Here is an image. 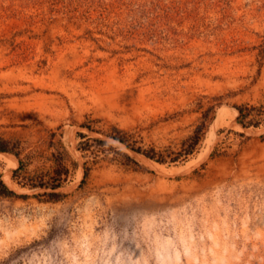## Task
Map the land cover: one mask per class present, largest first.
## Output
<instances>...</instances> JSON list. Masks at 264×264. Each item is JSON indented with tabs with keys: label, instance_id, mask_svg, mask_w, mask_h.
Segmentation results:
<instances>
[{
	"label": "rangeland",
	"instance_id": "obj_1",
	"mask_svg": "<svg viewBox=\"0 0 264 264\" xmlns=\"http://www.w3.org/2000/svg\"><path fill=\"white\" fill-rule=\"evenodd\" d=\"M0 148V264H264V0H0Z\"/></svg>",
	"mask_w": 264,
	"mask_h": 264
},
{
	"label": "bare ground",
	"instance_id": "obj_2",
	"mask_svg": "<svg viewBox=\"0 0 264 264\" xmlns=\"http://www.w3.org/2000/svg\"><path fill=\"white\" fill-rule=\"evenodd\" d=\"M220 110H224V109H220ZM228 111V110H227ZM221 113V112H220ZM220 113L218 114V115H220ZM226 115V114H225ZM228 116V115H227ZM219 118H222V117H219ZM227 119V118H226ZM231 119V118H230ZM217 120V119H216ZM233 122V121H232ZM216 124V123H215ZM221 124V123H220ZM249 131V130H248ZM210 132H212V131H210ZM210 135V134H209ZM208 136V135H207ZM214 136V135H213ZM209 137V136H208ZM210 139V138H209ZM209 142H211V141H209ZM209 142H207V143H209ZM207 145V144H206ZM204 151H205V148H204ZM139 155V154H138ZM202 156V155H201ZM5 158V157H7L6 159L9 161V163L11 164V162H12V159H13V156L12 155H10V157L9 156H7V153H5V152H0V158ZM139 157H141V156H139ZM199 157V156H198ZM141 159H142V161H143V163H145L147 166H149L150 168H152V169H154V170H156V171H158L159 173L160 172H162V173H164V172H167L166 171V169H165V167L163 166V165H161V164H159V163H157V162H155V161H153V160H150L149 158H145L144 156H142L141 157ZM197 161V160H196ZM187 164V163H186ZM188 165V164H187ZM188 167H191V166H188ZM181 168V167H180ZM187 168V167H186ZM175 171H176V169H175ZM170 172V171H169ZM172 173V172H171ZM10 180V179H9Z\"/></svg>",
	"mask_w": 264,
	"mask_h": 264
},
{
	"label": "trees",
	"instance_id": "obj_3",
	"mask_svg": "<svg viewBox=\"0 0 264 264\" xmlns=\"http://www.w3.org/2000/svg\"><path fill=\"white\" fill-rule=\"evenodd\" d=\"M0 150L4 151L5 148H0ZM0 186H1V182H0ZM0 189H1V191L11 192L9 189H6V187H1ZM49 194H53V193L50 192Z\"/></svg>",
	"mask_w": 264,
	"mask_h": 264
}]
</instances>
